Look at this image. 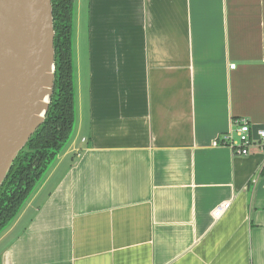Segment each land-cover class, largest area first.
Wrapping results in <instances>:
<instances>
[{"label": "crops", "instance_id": "0c3cea01", "mask_svg": "<svg viewBox=\"0 0 264 264\" xmlns=\"http://www.w3.org/2000/svg\"><path fill=\"white\" fill-rule=\"evenodd\" d=\"M75 3V137L0 264H264V149L213 146L264 127V0Z\"/></svg>", "mask_w": 264, "mask_h": 264}, {"label": "water", "instance_id": "95a60500", "mask_svg": "<svg viewBox=\"0 0 264 264\" xmlns=\"http://www.w3.org/2000/svg\"><path fill=\"white\" fill-rule=\"evenodd\" d=\"M53 8L52 0H0V187L52 105L57 72ZM75 129L76 122L68 144Z\"/></svg>", "mask_w": 264, "mask_h": 264}, {"label": "trees", "instance_id": "16d2710c", "mask_svg": "<svg viewBox=\"0 0 264 264\" xmlns=\"http://www.w3.org/2000/svg\"><path fill=\"white\" fill-rule=\"evenodd\" d=\"M55 20V93L46 122L19 153L0 187V233L8 229L36 191V184L67 146L75 125L73 27L75 0H52Z\"/></svg>", "mask_w": 264, "mask_h": 264}, {"label": "built area", "instance_id": "2783aa9c", "mask_svg": "<svg viewBox=\"0 0 264 264\" xmlns=\"http://www.w3.org/2000/svg\"><path fill=\"white\" fill-rule=\"evenodd\" d=\"M236 66H231L235 68ZM85 141V139H83ZM226 145L233 150L238 156H248L251 152V147L259 145L264 149V127L254 132L249 120L240 119L233 121V129L230 135L216 139L213 146ZM231 203H223L216 207L213 213L215 219H220L230 209Z\"/></svg>", "mask_w": 264, "mask_h": 264}, {"label": "rangeland", "instance_id": "374dc122", "mask_svg": "<svg viewBox=\"0 0 264 264\" xmlns=\"http://www.w3.org/2000/svg\"><path fill=\"white\" fill-rule=\"evenodd\" d=\"M74 137H75V135H74ZM79 137H80V136L77 135V136H76V139L79 140ZM74 139H75V138H74ZM10 227H11V226H10ZM10 227H9V228H10ZM9 228H8V229H9ZM6 230H7V229H6ZM4 232H5V231H4Z\"/></svg>", "mask_w": 264, "mask_h": 264}]
</instances>
